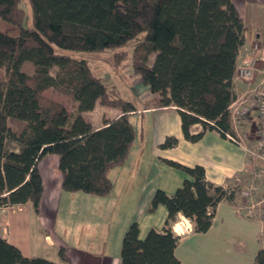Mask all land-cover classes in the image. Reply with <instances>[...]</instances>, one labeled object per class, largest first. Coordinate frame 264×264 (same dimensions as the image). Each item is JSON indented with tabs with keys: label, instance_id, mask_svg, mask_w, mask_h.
<instances>
[{
	"label": "trees",
	"instance_id": "16d2710c",
	"mask_svg": "<svg viewBox=\"0 0 264 264\" xmlns=\"http://www.w3.org/2000/svg\"><path fill=\"white\" fill-rule=\"evenodd\" d=\"M27 1L30 27L22 0H0V20L17 31L0 30V69L5 70L0 81V206L31 202L40 212L44 185L39 163L49 155L58 156L64 191L108 196L113 187L109 171L130 154L136 133L129 117L138 110L95 74L88 59L67 51L102 53L134 44V74L159 95L144 109L176 107L190 142L210 130L224 137L233 133L230 106L237 98L234 77L245 43L244 22L233 0ZM128 58L127 51L115 52V68ZM27 62L34 66L31 74L23 69ZM49 89L75 102V111L46 97ZM97 103L117 108L121 115L95 128L84 113ZM11 120L20 127L14 128ZM197 124L202 130L193 133ZM177 143L170 136L159 147ZM165 162L186 178L173 195L158 189L152 197L149 212L167 209L162 230L152 228L141 238L139 224L129 225L122 264H183L175 254L181 238L172 232L173 223L184 216L195 233H207L219 203L236 199L208 181L203 166ZM59 255L70 264L67 248L60 247ZM0 264L58 263L25 257L0 236ZM254 264H264V248Z\"/></svg>",
	"mask_w": 264,
	"mask_h": 264
},
{
	"label": "crops",
	"instance_id": "0c3cea01",
	"mask_svg": "<svg viewBox=\"0 0 264 264\" xmlns=\"http://www.w3.org/2000/svg\"><path fill=\"white\" fill-rule=\"evenodd\" d=\"M233 1L245 26V43L241 48L238 61L255 53L253 51L254 43L259 44V50L256 54L264 60V0ZM234 83L237 100L249 98L247 95L248 85L241 82L237 83L235 79ZM99 105L100 103H97L94 109ZM102 108L113 111L110 113L103 110V113L106 112L107 114L101 117L100 123L93 122L87 116V113L94 109L84 113L85 118L95 128L102 127L105 119L111 120L121 115V111L117 108L108 106ZM154 111L165 112L167 117L177 116L178 120L175 121L176 127L173 132H168L159 137L162 140L158 143L159 149L154 154V158H156V165L159 166L158 171L160 172L153 178H146V183L142 187V190H147L142 220L127 221L128 225L132 222L139 224L141 238H144L152 228L162 230L167 218L165 206H159L154 212H149L155 191L161 189L167 194L173 195L186 178L182 171L169 166L165 162L166 160L187 166L201 165L206 170L208 181L223 187L234 184L233 182L236 181L245 182L249 180L252 177L253 168V164L243 147L227 136L224 137L219 131H206L201 140L190 142L184 138L181 116L176 107L143 109L142 113ZM256 123L257 113L256 110H252L242 130H240L245 142L253 139L252 131ZM191 130L193 133H198L202 127L197 124ZM170 136L177 138V145L170 149L160 148L159 145ZM182 150L205 151V157L201 160H195V162H186L176 156V153ZM114 168L108 174L111 181L113 180L110 177V172L112 173ZM39 170L44 185L40 212L35 211L31 202L20 207L0 209V236L5 237L9 243L17 247L25 257L44 258L58 264H67L60 257L59 248L65 247L70 251L72 245L60 236L58 228H56L57 221H53L47 213L51 209L58 210L62 199L68 200L71 196H76L78 192L71 193L62 189V173L58 166V156L49 155L45 157L39 163ZM108 196H114L113 190ZM80 198L84 204H89L90 201L91 204L103 203V201H94L88 197L81 196ZM101 198V200H105L106 197ZM237 200L238 198L233 202L222 201L219 203L213 225L207 233L193 232L180 239L175 254L183 264H254L258 251L264 248L263 237L261 238L264 224L258 217L253 219L242 217L238 211ZM43 208L46 209V214L43 213ZM109 222L111 223V220ZM110 238L107 236L103 245L98 248L97 245H93V238L87 236L86 244L82 245L83 250L90 254L100 255V260L96 261L95 264H122L121 254L120 259H114L109 252ZM98 249H101L102 253L100 251L93 252ZM69 257L70 264H80L79 259L74 255H69Z\"/></svg>",
	"mask_w": 264,
	"mask_h": 264
},
{
	"label": "rangeland",
	"instance_id": "374dc122",
	"mask_svg": "<svg viewBox=\"0 0 264 264\" xmlns=\"http://www.w3.org/2000/svg\"><path fill=\"white\" fill-rule=\"evenodd\" d=\"M20 8L25 12V24L30 27L32 11L28 1L22 0ZM0 30L4 32L10 31L13 34L17 33L13 26L1 20ZM142 39L143 37H141ZM135 46L131 44L125 48H117L102 53L67 51L74 57L88 59L95 74L102 78L111 90H116L120 98L132 102L138 110V112H133L129 117L136 133L135 144L126 161L116 166L112 173L110 172V177L114 184L112 189L114 196H105V200H101V197L88 196V194L78 192L76 196H71L68 200L62 199L58 210L51 209L47 213L53 221H57L56 228H58L60 236L72 245L70 251L68 250L69 255H74L78 258L80 264H95L101 258L100 255L90 254L83 250L84 247L82 245L86 244L87 236L93 238V245H97L98 248L103 245L105 238L110 236L109 252L114 259H120L122 240L128 229V222L134 219L142 220V211L145 208L144 203L147 197V190H142L144 183H146L145 180L146 178H153L160 172L158 171L159 166L156 165V158H154V154L159 149L158 143L162 140L159 137L164 136L168 132H173L176 127L175 121L178 120L177 116L167 117V114L162 111L142 113L144 104H150L159 95L152 94L148 88L138 81L134 74L132 56ZM123 50L127 51L129 58L124 59L120 68H115L114 54ZM153 60L154 55L151 56L150 63ZM23 69L31 74L34 71V66L32 63L27 62ZM54 73L55 71H53ZM4 79L5 70L0 69V81ZM46 97L64 104L71 113L76 109L75 102L53 89H49L46 92ZM100 105L92 112L87 113V116L96 123H100L101 117L107 114L106 112L103 113V110L110 113L113 111L104 109L102 108L104 105ZM10 124L16 129L21 125L20 122L12 120ZM176 156L186 162H195V160H201L205 157V151L182 150L177 152ZM257 167H261L262 176L257 181L258 189L254 191L255 193L251 194V178L245 182H233L234 184L228 186L235 187L238 184L235 187L238 192L236 199L238 198V211L242 217L248 219L258 217L264 220V165H257ZM81 196L88 197V199H93L94 201H103V203L91 204L90 201L89 204H84L81 201ZM250 200L253 201L251 202ZM253 203L255 208L249 215L247 211ZM42 211L46 214V209L43 208ZM110 220L111 223L109 222ZM261 238L264 245V234ZM101 249L93 252L97 253L100 251L102 253Z\"/></svg>",
	"mask_w": 264,
	"mask_h": 264
},
{
	"label": "built area",
	"instance_id": "2783aa9c",
	"mask_svg": "<svg viewBox=\"0 0 264 264\" xmlns=\"http://www.w3.org/2000/svg\"><path fill=\"white\" fill-rule=\"evenodd\" d=\"M259 50V44L253 45V51L255 53L250 54L238 61L235 72V82L245 83L248 85L247 95L249 98H243L236 100L230 106L232 129L233 133H227L226 136L233 142L239 144L246 151L247 156L251 163L252 177H251V194L255 193L258 189L257 181L262 176L261 167L257 165H264V60L260 58L256 53ZM252 110H256L257 123L252 131L253 139L245 142L240 134V130L251 114ZM238 185V184H236ZM235 185V187H236ZM232 186H227L228 193H234L237 196V189ZM251 202L253 200H250ZM11 206H0V209L9 208ZM20 207V206H16ZM255 204L253 203L247 213L251 215ZM246 212V211H244ZM263 224L264 220L260 219ZM193 223L190 219L179 216L178 220L173 223L171 230L180 238L187 237L194 232ZM264 234V230L262 235Z\"/></svg>",
	"mask_w": 264,
	"mask_h": 264
}]
</instances>
